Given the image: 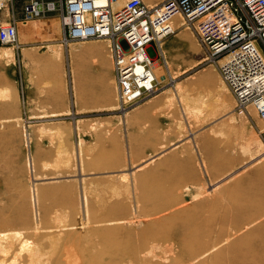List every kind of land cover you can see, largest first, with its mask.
<instances>
[{
  "label": "rangeland",
  "instance_id": "rangeland-1",
  "mask_svg": "<svg viewBox=\"0 0 264 264\" xmlns=\"http://www.w3.org/2000/svg\"><path fill=\"white\" fill-rule=\"evenodd\" d=\"M21 6L19 43H0V261L27 239L40 264H264V122L209 84L222 77L198 22L163 43L155 129L130 133L138 104L120 110L114 80L111 108L78 107L70 53L84 42Z\"/></svg>",
  "mask_w": 264,
  "mask_h": 264
},
{
  "label": "built area",
  "instance_id": "built-area-1",
  "mask_svg": "<svg viewBox=\"0 0 264 264\" xmlns=\"http://www.w3.org/2000/svg\"><path fill=\"white\" fill-rule=\"evenodd\" d=\"M26 20L56 14L61 42L108 39L119 109L159 91L152 61L168 69L164 41L175 34L173 19L198 22V39L234 94L239 108L253 105L264 122V0H0V43L17 44V5ZM264 143V128L261 131Z\"/></svg>",
  "mask_w": 264,
  "mask_h": 264
},
{
  "label": "crops",
  "instance_id": "crops-1",
  "mask_svg": "<svg viewBox=\"0 0 264 264\" xmlns=\"http://www.w3.org/2000/svg\"><path fill=\"white\" fill-rule=\"evenodd\" d=\"M169 39L170 37L165 40L166 44H169ZM96 40H86L85 44H78L71 49V63L74 68L77 92L76 102L78 107L108 109L116 101L114 63L108 49L109 45L104 42V39ZM26 52L28 57L25 60L31 63L33 58L29 56V51ZM164 96L163 92L151 96L132 108L128 114L126 113V123L130 133H143V129L151 132L155 129V122L158 121V116H161L157 108L161 105ZM56 113L60 112L54 114ZM100 115L110 119L114 116L111 113ZM142 135L141 138L144 137Z\"/></svg>",
  "mask_w": 264,
  "mask_h": 264
},
{
  "label": "bare ground",
  "instance_id": "bare-ground-1",
  "mask_svg": "<svg viewBox=\"0 0 264 264\" xmlns=\"http://www.w3.org/2000/svg\"><path fill=\"white\" fill-rule=\"evenodd\" d=\"M163 1V0H162ZM161 1V2H162ZM161 2H157L156 4L155 3H151L150 5H158V3H161ZM183 19H182V16L181 15H177V16H175L174 17V19H173V21H172V23H173V26L175 27V28H178V29H182L181 27L184 25V22L182 21ZM182 35L181 36H183V37H185V36H188V33H187V31H183L182 33H181ZM89 40H91V39H89ZM86 41V40H85ZM85 41H83L84 42V44H85ZM104 41H109L108 39H105L104 38ZM18 43H19V41H18ZM109 43V42H108ZM82 44V43H81ZM11 45V44H10ZM167 45V48L169 49L170 47H171V49H177V46H174V43L173 44H166ZM162 48H163V52H164V55H165V57H166V60H167V62H168V69L165 67V65L162 63V61H160V60H154V61H152L151 63H152V67H153V69H154V71H155V73L157 74V77H158V79H159V82H161V81H164L165 80V76H166V74H167V72H168V75L171 77V70H170V65H169V60H168V58H167V54H166V51H165V47H163L162 46ZM8 53L9 54H12V51H8ZM220 72V71H219ZM214 72H212V71H210L209 73H208V77H209V84L210 85H214L215 84V82L216 81H218V83H219V86H220V88H221V90H220V92H222V93H225V92H228V91H231V89H230V87L228 86V84L225 82V80L223 79V77H222V75H221V73H220V75H221V77L222 78H219V76H217V74H213ZM230 89V90H229ZM231 97V96H230ZM231 101H232V97H231ZM245 115H250V114H248L249 112H246V110H244V112H243ZM247 113V114H246ZM247 117H249L250 118V116H247ZM258 137V136H257ZM260 146V145H259ZM123 221V220H122ZM13 240V238L11 239V241ZM17 240V238L15 237L14 238V241H16ZM3 241V240H2ZM8 241H10V239L8 240ZM32 241V240H31ZM6 241H4V243H5ZM18 242V241H17ZM1 243V242H0ZM4 243H1V244H4ZM9 243H11L10 245H12L13 247H14V249L16 248L15 247V244H13L14 242H9ZM157 243V242H156ZM152 244H153V242H152ZM262 244H264V242H262ZM17 245V244H16ZM20 245V244H19ZM31 245L32 244H30V246H29V242H28V240L26 239V240H24V241H21V245H20V247L15 251H12L11 252V255L9 256H7V255H4V256H6V257H4L1 261H0V264H18L17 262H19V261H21V262H23L24 264H27V263H29V264H40V261H42L41 259V254H40V251H41V247L43 246L41 243H40V245H42L41 247H40V249H38L39 247H37L39 244L37 243V246L35 247L34 245H33V247H31ZM36 245V244H35ZM151 245V244H150ZM154 245V244H153ZM168 245V244H167ZM173 245H175V244H173ZM3 246H6V244L5 245H3ZM155 246V245H154ZM159 246H161L160 244H159ZM214 246V245H213ZM152 247V246H151ZM129 248H130V246H129ZM173 248V247H172ZM171 248V249H172ZM214 248V247H213ZM153 249V248H152ZM168 249V248H167ZM0 251H4V249H2L1 247H0ZM42 251H43V248H42ZM41 251V253H43L44 254V251L42 252ZM153 251H154V249H153ZM163 251V250H162ZM258 251V250H257ZM144 253V252H143ZM172 253V252H171ZM204 252H202V254H203ZM7 254H9V253H7ZM145 254V253H144ZM147 254H149V253H147ZM156 254V253H155ZM40 255V256H39ZM54 256V255H53ZM155 256H157V254L155 255ZM166 256V255H165ZM58 258V260L56 261V263L55 264H64V262L62 261V256H58L57 257ZM144 258V257H143ZM55 259H56V256H55ZM25 261V262H24ZM132 261V260H131ZM144 263H145V261H144ZM181 263V262H180ZM182 264V263H181Z\"/></svg>",
  "mask_w": 264,
  "mask_h": 264
}]
</instances>
